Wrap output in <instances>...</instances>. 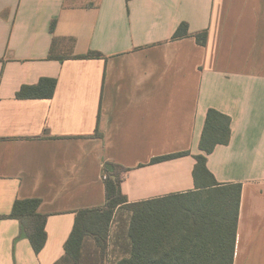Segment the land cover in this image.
<instances>
[{"label": "crops", "instance_id": "obj_1", "mask_svg": "<svg viewBox=\"0 0 264 264\" xmlns=\"http://www.w3.org/2000/svg\"><path fill=\"white\" fill-rule=\"evenodd\" d=\"M182 23L207 45L173 40ZM43 78L57 80L53 98L17 99ZM211 109L231 139L208 169L243 186L233 264H264V0H0V264L58 262L76 212L106 204L104 160L130 169L129 203L195 191ZM24 199L48 215L39 255L5 218Z\"/></svg>", "mask_w": 264, "mask_h": 264}, {"label": "trees", "instance_id": "obj_2", "mask_svg": "<svg viewBox=\"0 0 264 264\" xmlns=\"http://www.w3.org/2000/svg\"><path fill=\"white\" fill-rule=\"evenodd\" d=\"M55 22L51 25L54 32ZM194 37L207 45L208 31L189 33L182 23L173 40ZM56 43V39H55ZM49 59H107L91 51L85 55L59 58L51 50ZM57 80L43 78L33 86H23L16 94L20 100L51 99ZM101 115L95 137L102 138ZM231 119L211 109L206 116L196 165L193 172L196 190L172 194L139 203H129L122 183L130 169L104 160L106 204L76 212L72 233L64 256L55 264H233L236 252L242 184H220L208 169V156L219 145L229 144ZM182 152L154 158L156 164L183 156ZM40 199L17 200L10 215L18 220L17 240L27 239L39 255L48 240V215L41 214ZM119 216V217H118ZM112 225L117 229L111 232Z\"/></svg>", "mask_w": 264, "mask_h": 264}, {"label": "rangeland", "instance_id": "obj_3", "mask_svg": "<svg viewBox=\"0 0 264 264\" xmlns=\"http://www.w3.org/2000/svg\"><path fill=\"white\" fill-rule=\"evenodd\" d=\"M119 217V216H118ZM117 229V226L116 225H112V227H111V232H112V234H113V231H115ZM113 263V260H111V264ZM110 264V263H109Z\"/></svg>", "mask_w": 264, "mask_h": 264}]
</instances>
